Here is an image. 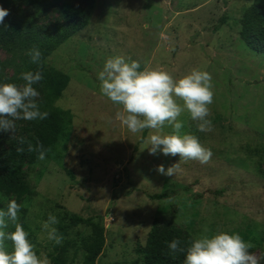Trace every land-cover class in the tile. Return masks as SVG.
I'll use <instances>...</instances> for the list:
<instances>
[{
	"label": "rangeland",
	"instance_id": "1",
	"mask_svg": "<svg viewBox=\"0 0 264 264\" xmlns=\"http://www.w3.org/2000/svg\"><path fill=\"white\" fill-rule=\"evenodd\" d=\"M253 1L95 0L88 23L46 58L49 70L70 77L53 105L70 110L72 121L45 159L28 158L20 167L33 195L17 200L0 191V210L13 199L21 205L18 223L38 256L46 254L53 264L63 248L61 264H91V227L72 224L75 213L103 218L106 245L95 264H144L136 248L146 243L155 217L196 238L239 234L264 264V54L239 34L242 13ZM59 18L53 9L45 22ZM116 56L140 62V70L162 69L175 79L193 69L211 74L212 130L199 131L187 111L178 117L181 135H194L211 149L207 164L162 152L151 155L149 138L157 130L132 133L116 119L122 106L102 95L98 79L105 62ZM0 63L11 76L18 58L0 47ZM37 91L39 101L43 93ZM27 122L16 121L15 136ZM172 132L166 124L160 134ZM12 139L7 133L4 148ZM178 162L174 176L156 170ZM49 214L59 220L54 225L63 235L59 245L42 229ZM5 231H14V225ZM5 246L13 250L11 241Z\"/></svg>",
	"mask_w": 264,
	"mask_h": 264
},
{
	"label": "clouds",
	"instance_id": "2",
	"mask_svg": "<svg viewBox=\"0 0 264 264\" xmlns=\"http://www.w3.org/2000/svg\"><path fill=\"white\" fill-rule=\"evenodd\" d=\"M9 10L0 6V25H4ZM27 55L31 63L40 64L42 53L38 47H33ZM141 69L138 61L126 62L123 56L109 58L98 73L100 91L114 104L121 105L122 110L116 113L118 119L132 133L144 129L157 130L150 135L149 154L162 152L165 156H179L185 162L192 160L207 164L213 155L211 149L205 148L199 139L191 134H180L183 124L178 117L184 111L197 121L201 132L211 131L212 122L210 108L214 102L212 76L209 72L193 69L188 74L175 79L172 74L162 69ZM22 84H0V132L9 133L17 139L21 147L18 153L25 151L24 137H16V121L44 120L47 112H42L38 104L40 93L34 85L42 81V72L25 71L20 74ZM182 101L181 103H178ZM173 128L171 134H160L165 125ZM29 152H37L38 160L45 159L46 149L37 142L35 146L27 142ZM180 169L175 163L165 170L158 165L156 170L161 175L174 176ZM21 205L16 200H10L6 210H0V264H51L49 257L35 251V245L29 240V233L18 223V213ZM9 223L14 225V231L7 232ZM59 220L49 214L42 229L47 233V239L59 245L63 235L54 227ZM11 241L13 250H6L5 242ZM178 239L168 244L170 251L185 252L180 247ZM253 245L245 242L239 234L219 232L214 235H204L191 241L186 249L184 264H259V259L249 250Z\"/></svg>",
	"mask_w": 264,
	"mask_h": 264
},
{
	"label": "trees",
	"instance_id": "3",
	"mask_svg": "<svg viewBox=\"0 0 264 264\" xmlns=\"http://www.w3.org/2000/svg\"><path fill=\"white\" fill-rule=\"evenodd\" d=\"M94 4L95 0H0V6L9 10L4 25H0V47L18 58L11 76L5 73V66L0 63V84L19 85L23 83L19 79L22 72L41 71L43 79L34 87L43 93V98L38 101L40 110L49 114L44 120L28 121L23 131L16 136L26 140L22 145L25 149L23 153L16 151L17 147H21L17 139H12L9 146L4 148L7 133L0 132V191L15 194L17 200L34 194L19 174L26 159L38 156L37 152L27 150V142L35 146L39 141L47 150L45 156H48L65 136L66 124L72 121L70 110L53 105L68 86L70 77L61 71L49 70L46 58L88 23ZM53 9L59 12L60 18L54 22H45ZM223 21L224 18H221V22ZM239 34L250 48L264 54V0H254L244 9ZM34 46L42 53L40 64L31 63V58L27 55ZM145 136L146 132L143 133V138ZM150 196L160 198L162 194ZM70 219L72 224L83 223L91 227L87 252L91 264H95L106 245L103 218L84 217L74 213ZM174 239L181 242L180 247L185 248V252L173 254L170 251L168 244ZM194 239L196 237L182 226L155 217L146 243L138 244L136 251L142 255L144 264H184L186 249ZM58 251L59 254L52 257L53 264H61V260H64L59 259L65 253L63 248Z\"/></svg>",
	"mask_w": 264,
	"mask_h": 264
}]
</instances>
